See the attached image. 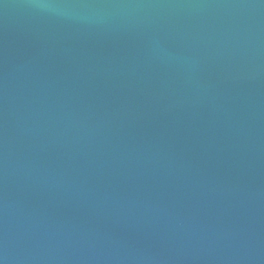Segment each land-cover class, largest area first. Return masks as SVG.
Listing matches in <instances>:
<instances>
[{
    "label": "water",
    "instance_id": "1",
    "mask_svg": "<svg viewBox=\"0 0 264 264\" xmlns=\"http://www.w3.org/2000/svg\"><path fill=\"white\" fill-rule=\"evenodd\" d=\"M0 264H264V0H0Z\"/></svg>",
    "mask_w": 264,
    "mask_h": 264
}]
</instances>
